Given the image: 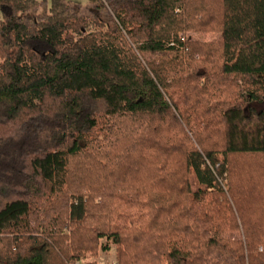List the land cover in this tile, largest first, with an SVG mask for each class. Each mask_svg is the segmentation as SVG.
Listing matches in <instances>:
<instances>
[{
	"label": "trees",
	"instance_id": "1",
	"mask_svg": "<svg viewBox=\"0 0 264 264\" xmlns=\"http://www.w3.org/2000/svg\"><path fill=\"white\" fill-rule=\"evenodd\" d=\"M28 2L0 0V264H264V0Z\"/></svg>",
	"mask_w": 264,
	"mask_h": 264
},
{
	"label": "rangeland",
	"instance_id": "2",
	"mask_svg": "<svg viewBox=\"0 0 264 264\" xmlns=\"http://www.w3.org/2000/svg\"><path fill=\"white\" fill-rule=\"evenodd\" d=\"M29 4L34 2L38 3L42 0H28ZM48 4H51L52 0H47ZM101 0H70L71 8L81 14H93L94 9ZM105 13V12H103ZM180 36H184L186 40L189 41H199V42H217L223 40V35L217 31L208 32H191L181 33ZM106 200V199H102ZM107 242L102 241V246L105 247ZM116 247L111 245L110 250L99 249V251L93 255L88 256L85 262H90L91 264H117Z\"/></svg>",
	"mask_w": 264,
	"mask_h": 264
}]
</instances>
